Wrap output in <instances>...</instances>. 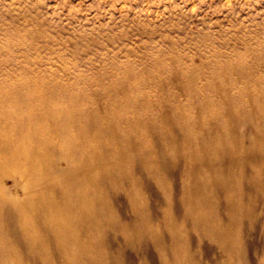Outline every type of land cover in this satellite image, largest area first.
Instances as JSON below:
<instances>
[{"label":"rangeland","instance_id":"rangeland-1","mask_svg":"<svg viewBox=\"0 0 264 264\" xmlns=\"http://www.w3.org/2000/svg\"><path fill=\"white\" fill-rule=\"evenodd\" d=\"M262 78L264 0H0V126L6 127L4 140L15 139L6 161L15 157L17 147L25 150L44 149L46 143L40 141L37 135L41 133L48 138L50 145H74L72 138L61 140L57 137L56 126H81L83 130L96 125L131 126L123 122L121 118L124 117L139 119L141 126H153L160 123L163 115L176 126L178 119L167 114V111L179 106L184 109L180 118L197 121L194 126L200 130L205 126H225V121L230 122L228 126H234L232 136L239 138L242 146L246 147L258 139L264 141V126H261L264 111L250 116L251 98L248 92L241 96L239 90L247 88L251 93L262 95ZM230 84L238 88L233 89ZM35 93L41 98L32 97ZM224 101L230 102L232 111H227L225 117H217L224 112ZM256 103L254 101V105H258ZM239 105L243 108L239 109ZM51 107L63 109L68 117L57 124L47 120L46 115ZM29 112L42 117L32 119L30 126H14V120ZM247 116L248 119L243 121ZM259 132L261 136L257 137ZM148 140L153 148L166 144V137L161 131ZM173 148L166 144L163 149L164 155L161 157H165L169 163L165 158H160L159 162L168 164L165 165L169 169H166L167 174L163 171L166 187L162 190L157 187V195L152 178L138 174L137 162L134 164L136 169L132 167L130 183L118 180L120 187H126L125 190L130 187L138 189L137 192L145 200L142 209L147 213L151 210L149 214L152 212L151 215L155 216V220L150 216L151 221L158 229L162 226L159 232L162 230L160 235L165 248L161 255L164 257H160V260L149 250L150 242L144 239L145 243L149 242V246H145L141 238L135 243L148 251H143L146 255L142 252L137 255L138 252L126 246L133 238L130 232V236L126 233L124 240V237L113 232L111 227L122 221L128 231L133 230V216L129 215L132 213L128 212L126 201H122L124 198L126 200L122 189L117 195H109L108 205L116 216L106 221L113 225H105L112 232L104 233L107 234L104 235L106 239L103 237V242L95 249L97 253L102 250L99 255L102 254L104 258L103 264H175L176 259L171 254L173 248L168 243L172 238L169 236L171 232H167V228H175L183 241L181 251L186 264H264V148H256L253 160L245 165V179L240 183L236 196L234 190L224 187L216 190V193L222 192L225 196L213 193L217 195L215 201L211 202L208 197L198 205L187 203L188 210L200 206L195 210L202 211L200 216L204 220L200 216L193 219L183 217L182 211L178 213L186 183L181 173L187 163L183 154L175 155ZM29 155L37 158L34 151ZM14 159V163H25L22 156ZM254 166L258 170L257 175L253 173ZM112 171L114 173L111 175L119 179L117 169ZM15 178L17 180V176ZM225 179L232 182L234 177ZM0 184L13 196L21 194V191H15L12 179H4ZM229 194L231 201L228 203ZM168 197L171 200L166 201ZM230 202L238 204L237 213L227 211L232 206ZM167 210H170V214L164 219ZM227 213L234 216L235 223L226 224ZM160 221H163V225ZM224 221L225 224L220 223ZM168 222H171V226ZM207 222H210L209 225H206ZM214 223L232 227L229 236L224 237L214 231ZM172 224L176 226L172 227ZM121 245L126 247L122 248ZM137 245L135 249L140 250ZM23 254L24 264H35L30 254ZM52 261L57 262V259L53 258Z\"/></svg>","mask_w":264,"mask_h":264},{"label":"bare ground","instance_id":"bare-ground-1","mask_svg":"<svg viewBox=\"0 0 264 264\" xmlns=\"http://www.w3.org/2000/svg\"><path fill=\"white\" fill-rule=\"evenodd\" d=\"M245 74L246 73H244V75ZM247 78L246 80H248ZM253 83L255 84V82H251L250 84ZM230 87H232L231 84ZM235 87L232 88L235 89ZM194 89L193 91L195 92ZM200 89L202 88L200 87ZM206 89L209 88L206 87ZM260 90L262 95L251 93L247 88L239 90L241 91V96H244L242 95V93L248 92V95L251 98L252 104L250 105V102L248 104L251 106L252 109H250L252 111L249 110L250 113L247 112L250 116H255L260 111H264V98H261L264 97V91H262V89ZM188 91L190 90L188 89ZM197 91L198 90H196V93H198ZM32 97L36 99L41 98L36 93L33 94ZM254 101H257L256 104L258 105H254ZM130 103L133 104L132 102ZM232 103H234V101ZM223 106L224 112L218 114L217 117H225L226 112L231 110L232 108L230 102L227 103L224 101ZM238 108L242 109L243 107L239 105ZM182 109L183 107L180 106L176 108H168L167 114L173 115L178 119V123L176 126H174V124L172 123H169L165 115L161 117L160 123L157 122L153 126H141L142 121H140L139 119H128L125 117L121 118L120 116L119 117L123 119V122L131 124V126H116L117 124H115V126L96 125L86 127V130H83L81 126H56L57 130L55 133L57 137H60L61 140L72 138L75 141V144L72 146L58 144L50 145L47 141L48 138L45 135H43L42 133L37 134L38 139H40V141H44L49 146L44 144L45 148L39 150H25L23 148L17 147V150L15 151V157H24L25 163H14L15 157L10 158L6 161V158L8 157L7 155L11 154L9 152V149L12 150L15 145V139L11 137V140H4L6 139L4 137L6 134V127L0 126V181L2 182L7 178L12 179L15 191H21L20 195L15 194L16 196H13L10 192L3 188V186L1 185L2 183L0 184V264H24V252L32 256L35 264H103L102 260L104 258H102V254L99 255L102 250L100 249L101 251L99 250L97 253L95 249L100 242H103L102 240H104V235H107L104 233H107L109 230V232H112L113 230V232H115L116 235L118 234L119 237H126L128 232H130L133 238L130 240L131 242L126 246L130 250H133V252L134 250L136 253L138 252L137 255L141 254V252L143 254V251H148L146 247H143L141 245V248H143L141 249L139 248L140 244L138 246V243H135L138 239L140 240L141 238L143 240L146 239L150 242L151 246L149 250L151 252H154L159 259L160 257L163 258L164 256H162L161 254L164 251L163 247L165 248V245H162L163 239L161 240L162 237L160 235L162 230L159 232L162 226L158 229L153 221H151L152 219L155 220V216L151 215L152 212L151 214H149L151 210L148 211L149 213H147L144 209H142L144 208L143 204L145 200H143V198L139 195L141 193H139V191L137 192L138 189L136 190V188L130 187L129 189L127 188L125 190L126 187H120L118 180H122L126 184L130 183L131 174H133L132 167H134V164L137 162L136 164H138V174L142 173L143 175H149L152 178L151 180L153 181V184H155L154 187H156L157 195V192L159 191L157 187L160 190H162L161 188L165 189L166 187V183L163 182V171H165L167 174L166 169H169V166H166L168 165L166 163V165H162L163 162L160 163V158H165L161 156L164 155L163 149L165 148L166 144L168 146L174 147L173 150L174 153H176L175 155L183 154L185 164L187 163V165H185L186 167L182 170L181 173L182 177L186 180V183L183 187L185 191L180 200L181 208L178 212L180 213L182 211L181 216L186 218L190 217L191 219H193L202 215V211L197 212L195 210L200 206H193L195 208L191 210H188L187 206L190 205V203H196L195 205H198V203H202L201 201L208 197L212 202L215 198H217V195L221 196L223 194V196H225L222 192H219L220 194L218 192L216 193V190L220 191L224 189V187H230L235 191V193H230H234V195L236 196V191L238 190V187H240V183H242V180L245 179V176H243L245 175L243 171L245 169V165L249 164V162L251 163V161L253 160L252 157L255 154L256 148H264V141L258 139L256 141H253L251 145L243 147L241 144V140L232 136V130L234 126H231L232 124L228 126L230 122L228 123L227 121H225V126H205L204 129L200 130V128H197L198 126H194L197 121H190L189 119L180 118ZM62 110L63 109H60L58 107H51L50 109H48L46 115L47 120L55 124L62 120H65L68 116ZM33 112L24 114L25 116L17 118L16 121L14 120V126H30L29 122L32 119H39L38 117H42V115H35ZM179 118L182 119L181 123L179 121ZM12 119H14L13 116ZM243 119V121L247 120L248 116ZM258 120L261 121L262 119ZM220 122L223 123V121L221 120ZM200 123L201 122H199V124ZM261 126H264V120H262ZM23 128L24 127H21V129ZM160 131L164 133L166 137V144L163 147H161V145V148H153L148 138H151L152 135L157 136ZM262 133H264V129H262ZM260 134L261 133L259 132L257 134V137H259ZM136 135H139L137 139ZM32 151H34L37 158L30 157L29 154ZM11 156L13 157L14 153ZM179 157L183 158L181 156ZM165 161H167L166 158ZM167 163L169 162L167 161ZM181 164L183 165L184 163ZM112 169H117L116 173L120 175L119 179L117 176L111 175V173H114ZM134 169L136 168L134 167ZM253 173L254 175L258 174L256 166L253 167ZM15 176H17V180L16 178L14 180ZM225 177L228 179L234 177V179L232 182H229L231 179L226 180ZM183 180H181V183ZM262 186H264V184H262ZM122 189L124 191L123 193L125 194L126 200L125 198L122 199V196L120 197L122 201H126L128 212L130 211V213H132L128 214L133 216V218L128 217L133 219V230H131L132 233L131 231H128L126 229V225L125 227L123 226V221L120 224H115L113 227H111L112 230L110 228H107V226L105 225L107 219L109 220V218L111 216H114L115 214L108 205L109 195H117V193L121 192ZM214 190L215 192H213ZM123 193L120 194L123 195ZM213 193L217 195H213ZM231 194H229V196L227 195L228 203L229 201H231ZM169 198L170 197H168V200L166 201L171 200ZM231 198L233 200V196ZM218 199L221 200L219 197ZM160 201L164 202V200ZM223 201H226V199ZM231 204L232 206H230V209L227 211L237 213V210L239 208L238 204H233L230 202V205ZM124 205L125 204H123V206ZM116 210L119 213V210ZM222 210L220 209L219 211L225 212ZM169 212L170 210L164 212V219L168 218L170 214ZM221 215H223V213H221ZM150 216H153L154 218L151 217V219ZM178 216L179 218L181 217L180 214ZM203 216L205 215L203 214ZM227 216V225L231 224L232 222H236L233 221L234 216L228 213ZM202 218L203 217H201V220H204ZM160 219L157 220V225L159 224L158 222ZM174 220L176 221V219ZM195 221L196 220H194V222ZM205 221L203 222L205 223ZM226 221L220 223L225 224ZM161 222L163 221H160V223ZM165 222L166 221H164V223ZM171 222H168V224H170ZM176 222L177 225H179V222ZM176 222L173 223L176 224ZM107 223L113 225V223L111 222ZM209 223L210 222H207L206 225H209ZM129 224L131 226V223ZM175 224H172V227H175ZM127 227H129V225ZM215 227L214 229L212 227L211 228L214 231L221 233V235H223L224 237L227 235L229 236V231L232 228L224 225L221 226V224H216ZM174 229L167 228V232H171V234L173 232L172 235H169L170 237H172L171 240H168V243L171 246L168 243L167 245H169L170 248H173V250H169L173 251L171 254H173V257L176 259L175 264H186L187 261L181 251L183 241L180 240L181 238L178 236V234H176L177 230ZM130 234L128 235L130 236ZM179 234L182 233L179 232ZM233 234L235 235V233ZM112 235H114V233H112ZM125 237L122 238V240H124ZM219 239L220 238H218V241H220ZM143 240L141 241L143 242ZM148 241H146L145 243L144 240L145 244H143L145 246H149L147 245V243H149ZM121 243L122 241L120 242V244ZM105 244L108 245V243L106 242ZM135 245H137L140 250L135 249ZM229 245H231V243ZM126 246L121 245L120 247L124 248ZM184 247L185 246H183V248ZM101 248L103 249V247ZM114 251H116V249ZM144 254L146 255L147 253ZM53 258H56L57 262H53ZM163 264L167 263L163 262ZM172 264H174V262Z\"/></svg>","mask_w":264,"mask_h":264}]
</instances>
